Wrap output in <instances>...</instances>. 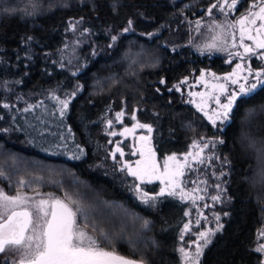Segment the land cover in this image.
<instances>
[{
	"label": "trees",
	"instance_id": "obj_1",
	"mask_svg": "<svg viewBox=\"0 0 264 264\" xmlns=\"http://www.w3.org/2000/svg\"><path fill=\"white\" fill-rule=\"evenodd\" d=\"M253 2L240 0L234 14L213 8L209 15L217 0H0V130L8 129L0 131V168L6 174L0 189L8 195L39 191L63 198L68 193L93 215L95 210L115 213L117 226L105 225L114 235L109 250L145 264H185L180 248L194 253L198 233L209 229L215 234L200 264H259L264 255L255 251L264 239L259 235L264 231L259 151L264 148V87L241 98L231 120L216 127L174 88L203 69H231L234 60L229 63V55L219 50L225 45L205 48L219 32L211 26L235 20ZM129 20L133 30L124 33ZM113 35L118 36L114 44ZM77 85L81 89L60 118L52 95L63 99ZM29 104L41 106L24 112ZM121 109L126 122L136 109V122L152 125L159 160L193 151L192 141L202 136L224 141L204 152L218 159L191 162L182 177L186 190L199 186L202 200L193 204L165 195L141 202L134 189L139 183L109 156L107 120ZM77 144L85 155L72 159ZM204 180L207 184L200 183ZM157 187L141 185L149 195L158 194ZM215 195L221 199L213 201ZM125 213L127 234L121 238ZM145 220L148 229L141 228ZM185 224L188 232H183ZM218 224L222 228L215 231ZM88 231L98 236L91 226Z\"/></svg>",
	"mask_w": 264,
	"mask_h": 264
},
{
	"label": "snow or ice",
	"instance_id": "obj_2",
	"mask_svg": "<svg viewBox=\"0 0 264 264\" xmlns=\"http://www.w3.org/2000/svg\"><path fill=\"white\" fill-rule=\"evenodd\" d=\"M238 0H217L209 7L208 13L211 15L213 8H219L221 12L228 9L229 12L237 8ZM258 9V10H255ZM7 12L8 9H3ZM227 15V13H226ZM82 21H78L80 23ZM133 21H128V27L123 29L124 33L132 31ZM197 30L200 27V21H196ZM239 25V45L236 43L235 30ZM75 30V25L72 26ZM213 30L220 29L214 36H212V42L205 45L207 49H217L219 44L228 45V40L231 38L232 48H241L243 51L229 52L230 56H235L244 60L245 58L256 57L264 61V0H258L253 2L248 11L235 21V23L221 25L214 24L211 26ZM231 28L232 32H228L227 29ZM149 37L155 35L154 33H148ZM31 40V37H27ZM118 36L113 35L111 40L113 44L117 41ZM245 39L251 41V44L245 43ZM110 44L109 47H112ZM219 50H226V47L219 48ZM95 55V53H93ZM231 61H229L230 63ZM244 71L245 66L237 64L232 73L224 77H217L215 73H209L213 81L210 85V91L207 92H189V96H199L200 103H196L194 100H189V103H195V107L198 111L202 112L204 116L210 121L213 127L217 124L220 126L228 123L232 118L234 107L237 106L238 101L243 103L241 99L252 94L257 88L264 87V70L253 72L250 64L247 65V75H240V72ZM75 76L76 73L74 72ZM249 77H252L254 82H249ZM223 80V83H219ZM243 81V82H241ZM204 83L205 87H209L208 81L205 80V73L201 72L198 83ZM160 84H164L165 81L161 79ZM187 78L181 81L180 84L175 85L176 91H180V85L186 84ZM238 85L237 90L229 92L228 84ZM82 86L77 85L71 92L65 94V98L61 99L55 94L52 95V99L56 100L58 104L59 117L63 118L72 99L77 95ZM173 89H168L172 91ZM159 92L160 90L157 89ZM221 96H224L226 102H221ZM215 102L216 107L211 109L209 114L208 101ZM42 103V102H41ZM41 104L27 105L23 111L30 112L34 108H39ZM4 108H9L10 105L3 104ZM136 109L133 110L131 119L136 121ZM125 115L124 109L116 112L115 118L117 121H122ZM39 119V117H37ZM113 121L107 120V126L112 127ZM137 128L146 129L149 134L152 133V125L146 123H140L137 121L132 128H125L119 135L124 136L126 134H132ZM222 130L218 128V131ZM0 131H8V129H2ZM69 132L71 130L69 129ZM110 135L116 136L115 131ZM64 139V137H61ZM142 141L147 142L150 145L151 137L141 136ZM222 139H208L200 137L192 141L191 148L193 151H189L184 154L183 160L179 159L175 154L167 156L164 160L163 170L156 161V153L150 146L142 145L139 149H136L132 155L139 153L140 159L135 162V167L127 161H123L125 153L120 144L117 143L115 150L110 153L113 161H117V153L121 158V167L119 171H127V174L134 177L139 181V184L134 185L135 191L139 194V199L144 204L154 203L158 197L176 196L179 195L181 200H190L193 204L197 200H202L204 197L198 195L201 191L197 185L192 190H186L183 186L182 177L185 175V168L190 167L189 158L192 163H205V160L209 162L218 157L204 156L206 149L215 147L216 144H222ZM111 143V141H110ZM67 145H65L66 147ZM252 146H255V142H252ZM77 153L74 154L72 159H80L85 155L84 149L78 144L75 145ZM264 157V148L259 149ZM224 163L230 164L225 158ZM226 173H221L225 175ZM0 177H6L5 172L0 168ZM154 180H159L161 185L159 193L156 195H149L148 192L143 191L141 185L144 183H152ZM195 183V182H193ZM200 183L207 184V181H200ZM26 182L24 180L19 181L20 187H24ZM216 188L219 189L220 185L217 184ZM45 194L39 191L35 192V195L29 196L26 193L17 191L14 195H8L3 189H0V255L3 256V264H143V261H137L134 259L126 258L117 254L114 250L109 248L114 247L112 241L114 235L112 232H108L105 229V225H112L115 228L117 225L113 223V217L115 213L104 212L102 210H95L96 214L93 215V209H90L81 199L73 198L72 195L65 193L63 198L54 197L52 193L46 194L48 198H43ZM213 201H219L220 195L212 196ZM207 205H205L206 207ZM185 215H189L185 212ZM216 220L219 221L220 217L217 215ZM127 214L125 213L124 220L120 221L119 234L121 238L126 235L125 221ZM78 221L83 222L84 227L80 226ZM199 223V221H197ZM91 226L93 232L98 233L92 235L88 231V227ZM142 229L149 228V222L145 220L141 225ZM222 225L217 226L215 231H219ZM190 225L185 224L183 232H188ZM215 232L211 229L201 231L198 233L195 252L186 251L183 247L180 248L185 264H200V257L203 254V250L211 243L212 236ZM264 237V231L259 234ZM183 238V234L182 237ZM131 244H135V240L130 241ZM104 245H108L105 247ZM256 252L264 254V243H260L255 249ZM8 254H12L13 258H9ZM259 264H264V255L259 260Z\"/></svg>",
	"mask_w": 264,
	"mask_h": 264
},
{
	"label": "rangeland",
	"instance_id": "obj_3",
	"mask_svg": "<svg viewBox=\"0 0 264 264\" xmlns=\"http://www.w3.org/2000/svg\"><path fill=\"white\" fill-rule=\"evenodd\" d=\"M239 1L240 0H238V2ZM229 2H230V0H229ZM257 2H258V0H257ZM218 10H219V12H221L219 8H218ZM255 10H258V9H255ZM234 12H235V10L229 12L228 9H225V11L224 12H221V13L234 14ZM238 18H236L235 20H225V21H223V24L222 25H227V24L235 23V21ZM218 30L220 31V29H218ZM227 31L230 33V32H232V29L229 28V29H227ZM235 35H236V43H237V45H239V36H240L239 25L236 26ZM245 43L251 44L252 42L251 41H248L247 39H245ZM225 47L227 48L225 50V52L228 55H229V52H233L234 53L236 51H241V52L243 51V49H241V48H238V47L237 48H232L231 47V38H229L228 45L225 46ZM67 59H69V58H67ZM233 60H234L235 63L233 64V66L231 67V69L229 71H217V70H214V69H203V70H201V72H204L205 73V80L208 81L209 87L206 88L205 87V84L202 83V82L198 83L199 78H200V75H201V72H200L199 75H197V76H195L193 78L185 77V78H187V83L180 85V91H178V92L183 93L186 96L187 102L189 100H194L196 103H200V99L201 98L199 96H192V97H190L189 96V92L199 93V92H207V91H210L211 90L210 89V85L212 83H216V81H213L212 80V77L210 75H208L209 73H215V75L217 77H221L222 78V77H224V76L229 75L230 73H232L233 70L236 68V65L238 63L245 66V70L244 71L237 70V71L240 72V75L241 76L247 75L246 67L249 64H250L253 72L260 71V70H264V61H262V60H260V59H258L256 57H251L250 59L249 58H245L244 60H241L238 57L230 56L229 55L228 62L229 61L232 62ZM256 63H257V65H256ZM258 66H260V68ZM185 78L181 79L175 85L180 84V82L183 81V80H185ZM223 82H224L223 80H220L219 81V83H223ZM241 82H243V81H241ZM249 82H254V80H253L252 77H249ZM228 89H229V92H231L233 90H237L238 89V85H232L231 83H229L228 84ZM221 102L222 103L223 102H226V99H225L224 96H221ZM189 104L192 107H194L195 109H197L195 107V103H189ZM215 107H216L215 102L212 101V100H209L208 101L209 114H211L210 110L211 109H214ZM111 120L113 121L112 127L109 128L107 126V129L110 131V133L113 132V131H115L117 133L116 136H113L112 137V135H111V138H112L111 144L113 145V151H114L117 143H119L121 147L122 146H127V144L129 143V141H131L132 139L135 138L136 134L139 132V128H137L135 130V132L132 133V134H126L124 136H121V135H119V133L123 132L125 128H132V126L136 123V121H133L131 119V120H129V121L126 122L125 119H124V117H123L122 121H117L116 118H115V116ZM178 158L181 159V160H183V156L178 157ZM191 162H192L191 161V158H189V164ZM157 164L160 166V169L162 171L163 170L164 160H158ZM185 170H186V168H185ZM133 179L135 180V178H133ZM136 182L139 183L138 181H136ZM152 183H157L159 185V187H157V190L158 191L163 186V185H161V183H160L159 180H154ZM43 198H48V197H43ZM8 256H9L10 259L13 258L12 257V254H8ZM0 260H1V262H3V256L2 255H0Z\"/></svg>",
	"mask_w": 264,
	"mask_h": 264
},
{
	"label": "flooded vegetation",
	"instance_id": "obj_4",
	"mask_svg": "<svg viewBox=\"0 0 264 264\" xmlns=\"http://www.w3.org/2000/svg\"><path fill=\"white\" fill-rule=\"evenodd\" d=\"M151 137V134H149L147 132L146 129H141L139 128V132L136 134L135 138L132 139L131 141H129V143L127 144V146H122L121 148H123V151L125 153L124 157L122 158L123 161H127L128 163L132 164L133 167H135V162L140 159V156H139V153L137 152V154L135 155H132V153L136 150V149H139L142 145H145V146H150L152 148V150L154 151V148H153V142H152V137H151V142H150V145H147V142L145 141H142L140 139L141 136H149ZM113 137V136H112ZM113 151V145H111V150L109 152V156H110V160L113 164H115L117 166V168H120L121 167V158L119 156V153H117V161H113V159L111 158V155L110 153ZM158 157H157V154H156V161L158 162ZM127 173V171H125ZM130 176V175H129ZM132 177V176H130ZM134 178V177H132ZM136 180V179H135ZM138 181V180H136ZM139 182V181H138ZM152 184H157V183H144L142 185H145V186H150ZM262 243H264V239H262Z\"/></svg>",
	"mask_w": 264,
	"mask_h": 264
},
{
	"label": "water",
	"instance_id": "obj_5",
	"mask_svg": "<svg viewBox=\"0 0 264 264\" xmlns=\"http://www.w3.org/2000/svg\"><path fill=\"white\" fill-rule=\"evenodd\" d=\"M120 255V254H119ZM123 256V255H122ZM125 257V256H124ZM126 258H128V257H126ZM129 259H132V258H129ZM135 260V259H134ZM138 261V260H137ZM143 264H145V263H143Z\"/></svg>",
	"mask_w": 264,
	"mask_h": 264
}]
</instances>
